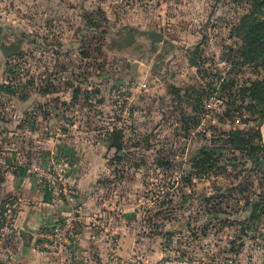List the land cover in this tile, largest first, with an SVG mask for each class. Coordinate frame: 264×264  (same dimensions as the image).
Wrapping results in <instances>:
<instances>
[{"label":"rangeland","instance_id":"1","mask_svg":"<svg viewBox=\"0 0 264 264\" xmlns=\"http://www.w3.org/2000/svg\"><path fill=\"white\" fill-rule=\"evenodd\" d=\"M34 175L56 264H264V0H0V238Z\"/></svg>","mask_w":264,"mask_h":264},{"label":"crops","instance_id":"2","mask_svg":"<svg viewBox=\"0 0 264 264\" xmlns=\"http://www.w3.org/2000/svg\"><path fill=\"white\" fill-rule=\"evenodd\" d=\"M46 187L36 175L18 177V185L12 195L19 199L16 203L21 210L14 218L13 234L8 238H0V264H56L52 254L38 249L37 235L69 210L62 196ZM76 188L79 200L86 197V192H79L86 189L83 184L77 181ZM87 227L80 226L76 253L82 250L89 231Z\"/></svg>","mask_w":264,"mask_h":264},{"label":"built area","instance_id":"3","mask_svg":"<svg viewBox=\"0 0 264 264\" xmlns=\"http://www.w3.org/2000/svg\"><path fill=\"white\" fill-rule=\"evenodd\" d=\"M62 188L61 193H63V195L65 194V201H70V196L74 197L73 192L71 190H65ZM19 210V205L16 202L6 207V209L4 210V232H12L14 218L16 217V214ZM74 223L75 218L72 216H68L63 220L54 223L52 226L44 228L37 235L39 239L38 247L48 253L55 255L62 249L63 246H65L66 244H70L74 239Z\"/></svg>","mask_w":264,"mask_h":264},{"label":"water","instance_id":"4","mask_svg":"<svg viewBox=\"0 0 264 264\" xmlns=\"http://www.w3.org/2000/svg\"><path fill=\"white\" fill-rule=\"evenodd\" d=\"M149 35L153 36V38H155L157 41H160V39L157 37V34L150 32Z\"/></svg>","mask_w":264,"mask_h":264}]
</instances>
